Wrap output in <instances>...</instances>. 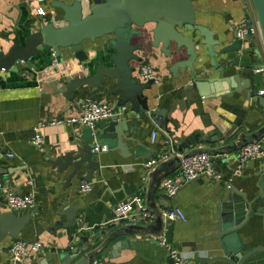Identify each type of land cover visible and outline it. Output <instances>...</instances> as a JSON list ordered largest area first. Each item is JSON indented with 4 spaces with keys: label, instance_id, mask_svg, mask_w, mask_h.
Returning a JSON list of instances; mask_svg holds the SVG:
<instances>
[{
    "label": "crops",
    "instance_id": "1",
    "mask_svg": "<svg viewBox=\"0 0 264 264\" xmlns=\"http://www.w3.org/2000/svg\"><path fill=\"white\" fill-rule=\"evenodd\" d=\"M53 1L71 2L45 0L41 7L46 16L42 18L36 14V9L40 6L36 0H0V52H7L15 36L22 42L25 36L38 30L41 22L49 23L51 17L54 18L56 26H62V12L51 6ZM191 1L195 23L211 31L214 40L221 43L219 47L214 48L216 52L237 39L236 31L243 19L253 30V35L242 40L240 52L218 56L216 63L225 69L223 75L216 74L210 67L205 47L198 46L201 39L198 32L186 33L196 43V50L200 52L199 58L194 62V69L204 65L203 74H206V77L238 75L240 82L247 77L249 70H253L256 93L262 87L263 76L254 71L264 66V46L252 0ZM153 27V24H148L139 30L142 33V50L138 53L141 62L131 63L135 68L134 80L143 82L138 77V70L142 64L153 67L159 80L150 91L144 92V96L148 97L149 113L140 116L139 119L133 118L128 106L117 108L116 101L107 91L98 92L83 87L76 90L67 101L62 94L65 79L75 74L83 76L93 74L91 65L85 62L75 63L68 51H62V57L57 59H53V54L49 51L45 52L43 58L36 57L35 70L19 67L18 74H1L0 167L10 172L2 178L4 185L3 189H0V212L7 211L4 191L10 190L19 195L32 193L34 206L26 211L14 213L18 216L32 217L18 239L39 241L44 245L41 254L20 264H35L43 262L46 258H54V253L64 251L69 244H79L77 237L88 235L96 226L108 228L111 232L127 224L112 223V210L117 204L134 196L141 197L146 204L147 185L143 188V165L148 160H155L156 156L162 157L167 140L178 146L187 137L217 132V136L219 134L227 136L225 142H228L234 140L240 133L251 134L263 125V111L257 106L256 97H246L245 94L248 92L244 88L238 93L227 88L223 92L199 100L192 92L184 95L185 84L181 79V72H178V78H174L169 72L170 66L177 59L168 58L159 48L150 47ZM138 42L139 37L132 38V44ZM104 43L105 39L95 43L85 42L83 48L92 55L94 51L101 49ZM181 51L179 59L186 60L184 50ZM223 59L232 63L226 65L221 62ZM198 74L201 75L202 71ZM86 99L106 103L115 113L122 112L124 108L119 118L128 122L133 133L127 132V136H135L143 148L152 154V158L147 161L142 158L134 159L136 144L128 143L129 158L122 157L118 150L105 156H98L90 182L81 180V176L86 172L83 165L78 175L67 185L66 179L71 168L61 174L51 162L57 158L63 159L68 153L80 154L84 145L83 127L64 121L77 115L82 102ZM156 110L165 111V118L152 115ZM52 121L62 123L39 129V134L44 138V146L42 149L34 148L30 144L34 128L38 123ZM155 121H159L160 128L151 143L150 134ZM189 150L190 148L180 154H186ZM180 154L174 152L172 157ZM236 154L237 152L213 157V161H219L214 165L224 180L231 178ZM262 167L260 159L247 162L239 174L232 178L231 187L247 193L250 199L258 190L253 188L250 192L247 185L257 180V176L254 175ZM178 174L179 169L162 182L177 180ZM224 180L211 183L205 177L197 178L181 187L172 198L166 197L162 189L161 193H156L154 203L161 214L168 208H178L185 216L184 222H171L163 218L161 234L166 236L167 244L175 247L188 259L189 264H208L199 260L218 255L216 239L212 233L216 227L220 201L227 190ZM83 183L91 185L90 192H80ZM69 206L78 208L74 227H67V219L62 215ZM252 220L240 230L245 252L264 245L261 219L256 218L255 222ZM258 231L260 237H257ZM159 236L147 234L121 237L118 240L129 241L128 248L119 250L117 256L109 260H101L104 253H99L95 260L101 261L102 264H166L168 254L159 246ZM14 241L6 239L0 243V264H12L9 247ZM62 256H66V253ZM245 264H264V251L254 254Z\"/></svg>",
    "mask_w": 264,
    "mask_h": 264
},
{
    "label": "water",
    "instance_id": "2",
    "mask_svg": "<svg viewBox=\"0 0 264 264\" xmlns=\"http://www.w3.org/2000/svg\"><path fill=\"white\" fill-rule=\"evenodd\" d=\"M252 3L264 46V0H252ZM51 6L62 12L63 25L41 22L38 30L25 36L22 42L15 36L7 52H0V81L2 73L18 74L19 67L35 70V58H43L47 51L53 54V59L62 57V51H68L75 63L85 62L91 65L93 74L89 76L75 74L65 79L62 94L67 101L79 88L107 91L116 101L117 108L128 106L133 118L139 119L140 116L149 113L148 97L144 96V92L150 91L155 83L153 80L146 82L134 80L135 68L131 63L141 62L138 53L142 50V33L139 30L153 24L150 47L159 48L166 57L177 59L170 66L169 72L174 78H178V72H181V79L185 84L184 95L192 92L199 100L223 92L227 88L235 93L244 88L248 92L245 94L246 97H256L253 70H249L247 77L240 82L238 75L206 77V74H203L204 65L194 69V62L199 58L200 52L196 50V43L186 33L198 32L201 38L198 46L205 47L210 67L220 75L224 74L225 69L216 63L218 56L240 52L243 41L235 39L217 52L214 51L221 43L214 40L211 31L195 23L191 0H71L70 3L53 1ZM136 36L139 37V42L132 44V38ZM103 39L105 43L102 48L94 51L92 55L84 50L85 42L95 43ZM181 50H184L186 60L179 59ZM221 62L226 65L232 63L226 59ZM201 71L202 74L199 75L198 72ZM256 100L257 106L263 111L264 97H256ZM152 115L164 119L165 111L156 110ZM262 124L251 134L240 133L234 140L228 142H225L227 136L220 134L217 136V132H210L202 136L198 134L195 137H187L178 146L173 144L171 149L173 152L180 154L189 148L190 150L186 154L175 155L159 162L149 173V182L145 190L146 205L154 215L152 222L145 225L123 224L111 232L108 228L96 226L88 235L77 237L79 244L71 243L64 251L54 253V258H46L43 262L35 264H71L83 253L85 254L74 264H90L99 253H104L101 260H109L115 258L119 250L129 247V241L118 240L121 237L147 234L159 236L163 228V217L157 210L154 199L156 193H161L162 181L179 169L181 158L200 153L212 157L233 154L248 144L264 139V113ZM127 132L133 134L128 122L120 120L119 116L96 123L93 127L84 126L82 129L84 145L80 154L68 153L63 159L57 158L52 161L51 165L61 174L71 168L66 179V184L69 185L83 165L86 172L81 176V180L90 182L98 156H105L118 150L122 157L129 158L128 143L136 144L134 159L142 158L147 161L152 158V154L143 148L136 137L127 136ZM94 148H98L99 151L93 152ZM168 152L169 150H165L163 154ZM213 162L219 163L218 160ZM260 162L263 167L254 175L257 176V180L247 185L250 192L255 188L258 193L249 199L247 193L239 192L232 187L226 190L218 207L216 227L212 233L216 239L218 255L199 261L208 264L212 262L245 264L254 254L264 251L262 245L245 252L240 234V230L252 220L251 218H254L252 220L254 222L256 218L261 219V231L264 232V160L260 159ZM9 172L0 167L1 178H5ZM77 210V207L69 206L62 212L67 219V227L75 226ZM31 218L30 215L18 216L10 211L0 212V243L6 239H18ZM259 232L257 237L260 235ZM63 253H66V256H62ZM166 264H172L169 256Z\"/></svg>",
    "mask_w": 264,
    "mask_h": 264
},
{
    "label": "built area",
    "instance_id": "3",
    "mask_svg": "<svg viewBox=\"0 0 264 264\" xmlns=\"http://www.w3.org/2000/svg\"><path fill=\"white\" fill-rule=\"evenodd\" d=\"M40 5L36 9L38 17H45L46 12L44 11L42 4L45 0H36ZM50 22L54 23V18H50ZM253 35L252 28H248V22L243 19L236 31V37L239 40L245 39L247 36ZM256 74L263 76L262 87L256 91V97H264V66L254 71ZM138 77L140 80L146 82L153 80L155 84L159 82L158 75L153 67L147 64H142L138 70ZM125 110L122 108V112ZM120 113H115L112 107L106 103L97 102L92 99H86L82 102L79 112L77 115L69 117L64 122L67 124H76L79 126L93 127L96 123L107 121L114 116H119ZM264 113V110H263ZM62 122H41L38 123L34 128V135L31 139L30 144L37 149H42L44 146V138L38 132L39 129L45 126H55ZM159 121H155V125L150 134V141L153 143L156 137L157 130L159 127ZM264 139L259 142L248 144L237 151L235 156V168L232 171L231 178L224 180L222 175L216 170L213 157L206 154L200 153L192 156L181 158L179 174L177 180H166L161 183L160 189H162L168 198H172L176 195L178 190L184 185L196 180L200 176L208 179L211 183H218L224 180L226 188H231L232 178L239 174L241 168H243L247 162L263 159L264 160ZM166 150L168 153L162 155L160 159L149 160L143 165V188L149 182V173L158 165L159 162L165 161L172 157L174 153L171 151L173 143L169 140L165 143ZM98 148H94L93 152H98ZM4 181L0 176V189H3ZM91 185L89 183H83L80 187L81 193L90 192ZM4 202L7 211L12 213L23 212L32 208L35 204L34 196L32 193H26L23 195L16 194L10 190L4 191ZM112 223L125 222L127 224H133L135 222H151L154 218L152 211L147 207L143 199L139 196H134L127 201L117 204L113 210ZM163 218L171 222H184L185 216L182 211L178 208H168L162 213ZM159 246L164 248L172 261V264H189L187 258H185L175 247L167 244V239L164 234H161L158 238ZM44 250V245L39 241H25L16 239L9 247V254L12 264H20L21 262L38 256ZM90 264H102L101 261L93 260Z\"/></svg>",
    "mask_w": 264,
    "mask_h": 264
}]
</instances>
